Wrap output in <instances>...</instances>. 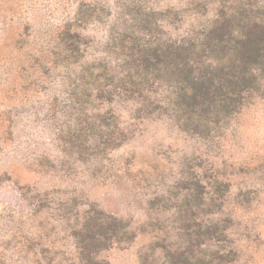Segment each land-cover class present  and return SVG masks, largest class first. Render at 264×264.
I'll use <instances>...</instances> for the list:
<instances>
[{"label": "rangeland", "instance_id": "374dc122", "mask_svg": "<svg viewBox=\"0 0 264 264\" xmlns=\"http://www.w3.org/2000/svg\"><path fill=\"white\" fill-rule=\"evenodd\" d=\"M0 264H264V0H0Z\"/></svg>", "mask_w": 264, "mask_h": 264}]
</instances>
